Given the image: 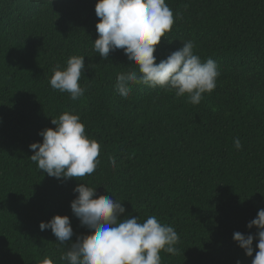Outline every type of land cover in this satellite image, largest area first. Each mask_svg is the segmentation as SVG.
Instances as JSON below:
<instances>
[{
    "label": "trees",
    "instance_id": "obj_1",
    "mask_svg": "<svg viewBox=\"0 0 264 264\" xmlns=\"http://www.w3.org/2000/svg\"><path fill=\"white\" fill-rule=\"evenodd\" d=\"M96 3L0 0V264H66L71 243L90 234L70 207L81 183L122 201L121 220L155 215L174 227L178 253L162 251V264H252L258 229L247 225L264 208V0H166L175 22L156 62L191 40L202 62L218 65L216 88L198 105L143 84L122 98L117 75L136 66L122 49L107 59L94 51ZM73 55L85 56L76 101L49 83ZM65 111L101 144V164L78 179L48 176L30 159L38 133ZM54 215L70 218L64 244L40 230ZM235 232L254 236L251 257Z\"/></svg>",
    "mask_w": 264,
    "mask_h": 264
},
{
    "label": "clouds",
    "instance_id": "obj_2",
    "mask_svg": "<svg viewBox=\"0 0 264 264\" xmlns=\"http://www.w3.org/2000/svg\"><path fill=\"white\" fill-rule=\"evenodd\" d=\"M95 13L99 22L94 51L107 59L110 52L122 49L129 62L136 66L117 75L115 89L122 98L129 97L133 84H143L164 87L177 97L187 95L191 104L198 105L204 93L216 88L220 75L217 63L211 58L202 62L191 40L183 42V47L166 59L156 62V46L175 22L166 0H97ZM84 72L85 56L73 55L65 68L57 65L53 69L50 86L68 93L70 99L76 101L86 91L79 84ZM51 123L55 128L38 133L43 137L42 143L34 142L29 146L34 153L31 161L57 179H78L93 174L101 164V144L88 136L80 116L65 111L58 118H52ZM234 147L242 148L239 138L234 139ZM110 163L115 167V158H110ZM73 191L78 195L71 201V210L90 234L77 237L76 242L71 243L61 256L66 264H162V251L178 253L177 231L162 224L155 215L143 222L138 217L121 220L118 217L126 211L122 201L107 195L98 196L96 189L84 183ZM253 226L258 229V251L252 264H264V208L247 225L248 228ZM39 227L41 231L50 229L60 244L70 241L74 234L67 215H54L49 221H42ZM233 239L247 256L253 255V235L235 232ZM40 264H54V261L46 257Z\"/></svg>",
    "mask_w": 264,
    "mask_h": 264
}]
</instances>
